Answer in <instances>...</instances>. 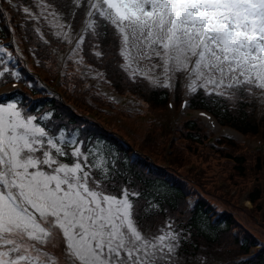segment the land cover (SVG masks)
I'll use <instances>...</instances> for the list:
<instances>
[{"label":"snow or ice","instance_id":"6c2138e0","mask_svg":"<svg viewBox=\"0 0 264 264\" xmlns=\"http://www.w3.org/2000/svg\"><path fill=\"white\" fill-rule=\"evenodd\" d=\"M87 6L83 31L96 35L100 24L115 30L130 79L170 89L172 77L184 73L186 96L203 90L229 99L238 91L264 97V0H87ZM38 7L39 15L23 11L58 19L44 0ZM56 26L55 35L68 40L65 26ZM83 42L81 35L73 56ZM0 53L13 59L6 47ZM7 60L0 59V78L19 79ZM142 60L158 63L144 70ZM157 68L160 75H149ZM51 115L31 114L19 100L0 101V264H179L186 237L174 221L155 232L142 228L141 212L154 214L158 203L127 178L118 184L116 160L99 145L69 138Z\"/></svg>","mask_w":264,"mask_h":264},{"label":"trees","instance_id":"16d2710c","mask_svg":"<svg viewBox=\"0 0 264 264\" xmlns=\"http://www.w3.org/2000/svg\"><path fill=\"white\" fill-rule=\"evenodd\" d=\"M53 1H60L63 7L67 5L63 0ZM0 14H2L0 15V34L2 36L8 35L10 33L8 32L9 26H12L15 28L12 31L14 32L13 35H20L21 30L19 31L18 26L16 27L14 15H9L11 17L8 26V14L2 13L1 7ZM24 25L27 32L26 36L28 43L32 45L31 47H33L34 51H36V53L38 52L40 54L39 57L42 58L43 49H41V43H43L44 40L55 42V38L52 34L47 32L46 39H41L40 43H35L39 38L31 26L30 21L25 19ZM96 33L104 52L100 61L104 60L106 71L108 75L111 76L110 79H113L112 83L120 89L126 87V84L136 88L137 91L153 105L158 106L161 105V103L162 105L165 104L168 89L153 88L152 86L148 87L142 83L141 80L132 81L125 78L122 69L117 65L119 54L116 49L117 35L115 34V30L110 26L105 28L103 24H100ZM55 45H57L55 48L63 49L66 42L64 40H57ZM84 50L85 54L93 60L94 56L91 52H88L87 44H85ZM0 59H4L3 54H0ZM41 63L46 66V63L49 62L42 58ZM64 68L68 70L64 75L65 83L70 86H75L77 83L80 87L81 75L76 69V63L68 58ZM22 72L27 76L30 73L26 69H22ZM6 77H8L7 74ZM38 78L48 83L44 78L40 76H38ZM3 79L4 78H0V81ZM22 79L23 85L21 87L12 88L7 93L1 94L0 101L15 99L19 100L22 106L24 100L29 101L31 104L29 108L26 109L28 112H32L34 115L38 116L51 113V124L54 125L55 128L65 129L69 138H71V135H76L77 137L83 134V147L99 145L103 151L108 154L110 160L115 159L116 169L119 173L116 176L117 183L119 184L127 178V181L131 183V187L140 190L152 203H158L159 205V208L152 215L145 216V214L141 212L140 225L142 228L155 232L158 225L164 224L166 220L171 218V220L174 221L177 231L184 233L186 237L179 249V251H187L184 257L196 254L202 248L203 244L212 245L217 243L219 245H225V251L233 252L231 256L222 261L223 264H240V261H246V264H264V243L256 249L253 255L249 257H240L241 254L248 251L250 244H254L256 235L241 225L243 238L232 233L230 227L234 225V223H238V221L235 219L231 210L226 209L222 211L216 217L215 221H213L212 215L209 213L210 204H208L207 200L204 198H199L194 203V206L188 205L185 198L186 192L191 191L188 183H198L203 186L204 189L207 187L203 180L201 170L195 169L192 165H186L187 161L184 160L186 156L182 152L184 150L193 152L198 145L201 146V148L209 147V150H213L219 155H226L230 160H233L236 170L245 174L251 171L252 167L258 170L264 168V156L260 151L251 149L248 146L240 149L237 141L225 135H221L216 140L217 144L213 143L215 139L207 135L208 132L205 130V127H203L201 120L195 116H187L181 123H177L176 126H174L176 130L173 133L174 139L172 141L171 136L168 141L170 151L166 156L162 153L160 157L153 149H146L139 144L134 145L138 155V157L134 159L129 153L130 148L124 145L118 139V136L111 132L109 133L98 124L87 122L81 126V117L72 109L59 99H55L53 95L49 97L45 96L44 89L38 88L32 82L36 77L24 76ZM237 93L236 104L233 107L229 106L226 98L216 95H205L201 90H198V93L192 96V100L195 105H206L213 109L221 120L236 125L243 132L255 133L260 132L262 129L264 133V120L259 121L261 118H256L252 109L251 111L248 109L250 101L249 94L241 91ZM77 95L76 93V96ZM97 113L103 114L107 119L109 118V115L104 113L103 110H99ZM105 117L102 118L107 120ZM97 118L100 119L99 117ZM100 120L104 122L103 119ZM41 123L47 124L49 122L41 121ZM180 136L183 137L184 140L179 139L178 141ZM156 158H160V161H156ZM260 191L261 188L259 186L254 189L252 194L253 200H256V198L260 196ZM144 202V197H141L138 201L141 207H143Z\"/></svg>","mask_w":264,"mask_h":264},{"label":"rangeland","instance_id":"374dc122","mask_svg":"<svg viewBox=\"0 0 264 264\" xmlns=\"http://www.w3.org/2000/svg\"><path fill=\"white\" fill-rule=\"evenodd\" d=\"M49 1L64 12L63 13L62 11L55 9L51 4L44 0L46 4L52 6L49 11L55 9V12L58 14V19L54 18L53 16H48V20L53 25L54 32L56 33L57 31H60V29L56 25L63 24L65 26L63 28V31L67 33L68 38H70V40L72 38V42H74L73 35L75 33L72 34L71 29L68 28V25L65 21L66 18L63 17V15H71V12L69 11L71 6L67 4L66 7H63L60 1ZM64 1L66 2V0H63V2ZM39 3L40 0H35L34 4L21 3L20 5L22 6V10L27 7L30 9L31 13L39 15L41 10L40 7H38ZM25 14L29 16V14ZM45 15H47V13H45ZM43 18L44 17L41 16L39 19L33 20L43 25ZM55 42H57V40H55ZM55 42L45 40L43 43H41V49H43L42 58L46 59V61L49 62L46 63V67L50 69H53V62L54 60H57L58 57L57 52L59 48H55L57 47V45H55ZM35 43L40 42L39 40H36ZM39 55L40 54H38L37 56L39 57ZM42 58L39 57L41 62ZM156 63H158V61L156 60H142L139 62V66L141 69L148 70L152 64ZM84 70L86 71V73H89V75H91V80L94 81L100 87V91H103L108 95H115V92L112 89L108 88L99 80L96 72L86 68H84ZM161 71V69L157 68L149 72V75H160ZM146 83L150 85L148 82ZM75 88L76 90H73L82 97L91 92L90 89L83 90L82 87H79L77 83L75 84ZM124 88L134 87L128 86L126 84V87ZM134 89L137 91L136 88ZM251 96L252 99L250 100V103L248 105L249 111H251V109L253 111L254 107L255 113L257 110V113L260 114V112H262L264 108H259L258 103H256L257 105L255 104V99L257 102H263L264 97H261V93L259 91H256L255 95ZM227 100L229 101V104L231 106L235 104L236 101L234 100V98ZM125 103L126 107L132 111V114L124 113L122 108L119 107L115 109L112 113H110L108 118L109 121L113 124L115 128L127 135L132 142L135 141L137 143H140L142 146L145 145L149 149H153L155 152L160 154L162 152L161 150L165 148L168 144L170 137L172 136V141L174 139L172 135L173 130L170 128L171 119H173V116H175L176 118L179 117V120L184 119V110L179 108L170 109L168 106L162 105V103L159 106L153 105L151 104V102L147 103L144 101V103H142L139 101L132 100L131 98H129ZM29 113L33 114L32 112ZM256 118H261L259 119V121L264 120L263 116L261 117L256 115ZM167 128L169 129V132L165 135V131L167 130ZM215 128L219 130L221 126L217 124ZM179 138L181 140H184V138L181 136ZM239 138H241L239 142L240 149L245 146H248L251 149H256L259 151V143H262L261 146L264 150V140H262L264 138V134L244 135L240 133ZM208 150L209 148H201V146L198 145L196 147V150L194 149L193 152H189L188 150H184L182 152L186 156V159L184 160L188 162L193 160L198 163H201L204 166L205 173L209 177L208 189L210 190V193L214 196V198L219 200L224 205H230L234 207L241 215V218L246 220V222L248 221L249 224L254 228V231L264 237V222H261L264 221V215L261 211V208H259V203L253 202V200L249 198V190L259 184H264V168H260L258 170L252 167L251 171L242 174L241 172H238L236 170L233 160H230L226 155H219L218 153L209 152ZM262 155L264 156V152L262 153ZM262 199H264V193ZM241 204L244 205L245 208L238 206ZM225 249V245H219L217 243L212 245L203 244L202 248L196 254H191L188 257H184L187 251L181 250L179 251V264H223L222 261H224L225 258L231 256L233 253H231V251H225ZM49 251L55 252L59 255L61 249L49 248Z\"/></svg>","mask_w":264,"mask_h":264}]
</instances>
